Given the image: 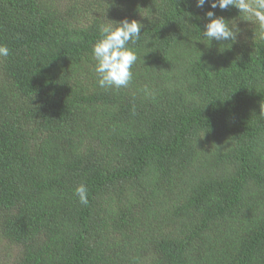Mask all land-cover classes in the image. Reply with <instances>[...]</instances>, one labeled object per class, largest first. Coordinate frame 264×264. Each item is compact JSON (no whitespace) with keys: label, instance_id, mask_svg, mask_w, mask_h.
<instances>
[{"label":"trees","instance_id":"1","mask_svg":"<svg viewBox=\"0 0 264 264\" xmlns=\"http://www.w3.org/2000/svg\"><path fill=\"white\" fill-rule=\"evenodd\" d=\"M207 11L235 42L197 41ZM125 18L145 25L133 78L101 88L93 45ZM0 44V264H264L251 18L196 0H0Z\"/></svg>","mask_w":264,"mask_h":264},{"label":"clouds","instance_id":"2","mask_svg":"<svg viewBox=\"0 0 264 264\" xmlns=\"http://www.w3.org/2000/svg\"><path fill=\"white\" fill-rule=\"evenodd\" d=\"M206 3H209L212 9L225 10L229 7L239 9L241 14L252 19L264 38V0H196V7L203 8ZM206 17L209 22L204 30H200L197 41H236L240 33L236 23L216 16L214 11H207ZM144 27L140 21L135 19L129 21L127 18L100 25V39L93 45L92 55L96 61L94 72L101 88L119 89L129 85L133 78V66L139 59V50L135 46L141 39V29ZM9 55V47L0 44V58ZM74 194L81 204H88V189L85 184H80Z\"/></svg>","mask_w":264,"mask_h":264}]
</instances>
